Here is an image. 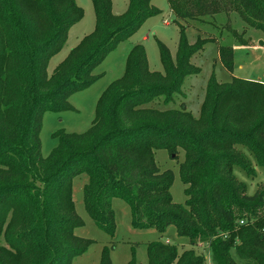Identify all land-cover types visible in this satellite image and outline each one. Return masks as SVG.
<instances>
[{
  "label": "trees",
  "instance_id": "trees-1",
  "mask_svg": "<svg viewBox=\"0 0 264 264\" xmlns=\"http://www.w3.org/2000/svg\"><path fill=\"white\" fill-rule=\"evenodd\" d=\"M94 31L49 76L50 59L83 18L75 0H0V264H71L91 241L75 235L72 180L86 176L84 205L95 225L115 235L114 199L125 202L136 230L171 226L190 246L208 247L212 264H264V189L249 194V179L264 168V83L232 76L208 82L200 115L168 106L199 70L191 58L211 38L189 47L180 25L175 60L158 41L163 73L151 72L143 45L131 48L121 78L100 95L91 127L81 134L57 131L44 158L40 130L46 113L72 110L69 99L99 76L96 68L117 46L160 15L153 0H128L112 12L111 0H91ZM177 20L203 21L237 14L264 33V0H167ZM244 46V45H243ZM222 67L234 73L235 50L221 46ZM184 153L179 174L186 201L171 196L174 173L161 171L155 152ZM241 222L243 224L241 225ZM226 236V238H224ZM148 264H205L192 248L181 254L163 242L148 244ZM101 264H111L107 251ZM134 264V263H130Z\"/></svg>",
  "mask_w": 264,
  "mask_h": 264
},
{
  "label": "rangeland",
  "instance_id": "rangeland-1",
  "mask_svg": "<svg viewBox=\"0 0 264 264\" xmlns=\"http://www.w3.org/2000/svg\"><path fill=\"white\" fill-rule=\"evenodd\" d=\"M112 12L119 16L128 8V0H111ZM83 10V18L72 26L61 51L54 55L47 66L50 76L55 68L68 56L80 41L90 35L95 28V13L91 0H75ZM152 4L160 11V15L147 19L141 28L127 41L120 43L117 48L105 58L96 68L95 75L99 79L89 88L71 96L69 99L72 110L62 113H46L42 118L40 130L41 154L48 157L56 147L53 134L64 131L70 134H81L87 131L94 120L96 103L103 91L114 81L121 78L125 70V61L128 52L135 45L141 44L145 48L148 68L151 72L163 73L164 67L158 41L169 49L175 60L180 40V25L186 26V38L189 47H194L200 38H211L214 42L208 43L203 50L191 58V64L199 72L188 76L183 84V94L175 97L174 101L165 106L162 101L151 104L158 109L181 108L198 117L201 111L206 88L211 79L220 84L229 83L232 74L228 73L219 60L218 50L221 46L234 47V76L264 83V33L256 30L241 18L231 13L218 14L206 17L199 22H181L176 19L170 10L167 0H153ZM147 39L142 41L143 38ZM244 45V46H243ZM155 161L161 171L171 170L174 181L171 186V196L176 204H184L186 196L182 184L179 167L184 161L181 151L178 158H171L166 150L155 152ZM237 180L243 182L249 194L264 189V168L256 169V177L249 179L237 172ZM87 177L76 176L72 180V194L77 215L82 220V226L75 229V235L91 241V245L81 255L72 259L71 264H101L104 254L108 251L111 264H148L147 246L153 242H163L175 246L181 254L185 250L194 249L198 254L208 256L205 264H212L210 253L204 244L192 247L187 239L181 238L175 227L171 226L160 233L155 229L136 230L132 225V216L129 206L120 199H114L112 209L115 213V235L112 237L95 225L88 215L84 205V185ZM211 259V258H210Z\"/></svg>",
  "mask_w": 264,
  "mask_h": 264
},
{
  "label": "crops",
  "instance_id": "crops-1",
  "mask_svg": "<svg viewBox=\"0 0 264 264\" xmlns=\"http://www.w3.org/2000/svg\"><path fill=\"white\" fill-rule=\"evenodd\" d=\"M147 39V37L146 38H143L142 39V41H145ZM131 50V49H130ZM236 52V51H235ZM129 53V52H128ZM128 55V54H127ZM234 74V73H233ZM232 76H234V75H232ZM234 77H236V76H234ZM238 78V77H237ZM261 82V81H260Z\"/></svg>",
  "mask_w": 264,
  "mask_h": 264
},
{
  "label": "built area",
  "instance_id": "built-area-1",
  "mask_svg": "<svg viewBox=\"0 0 264 264\" xmlns=\"http://www.w3.org/2000/svg\"><path fill=\"white\" fill-rule=\"evenodd\" d=\"M243 224V222H241V225ZM224 238H226V236H224ZM207 258H208V256H207ZM209 260H210V258H209Z\"/></svg>",
  "mask_w": 264,
  "mask_h": 264
}]
</instances>
